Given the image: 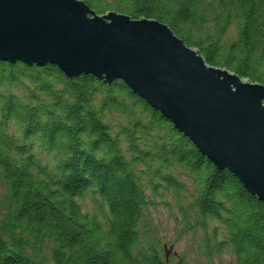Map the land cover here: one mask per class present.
Returning a JSON list of instances; mask_svg holds the SVG:
<instances>
[{
  "label": "trees",
  "instance_id": "1",
  "mask_svg": "<svg viewBox=\"0 0 264 264\" xmlns=\"http://www.w3.org/2000/svg\"><path fill=\"white\" fill-rule=\"evenodd\" d=\"M80 1L99 16L159 21L207 65L264 86V0ZM87 197L99 212L83 210ZM159 206L173 218L171 241ZM222 256L264 264V201L122 82L0 61V264Z\"/></svg>",
  "mask_w": 264,
  "mask_h": 264
},
{
  "label": "water",
  "instance_id": "2",
  "mask_svg": "<svg viewBox=\"0 0 264 264\" xmlns=\"http://www.w3.org/2000/svg\"><path fill=\"white\" fill-rule=\"evenodd\" d=\"M0 61L122 82L264 201V86L207 65L167 25L80 0H0Z\"/></svg>",
  "mask_w": 264,
  "mask_h": 264
},
{
  "label": "rangeland",
  "instance_id": "3",
  "mask_svg": "<svg viewBox=\"0 0 264 264\" xmlns=\"http://www.w3.org/2000/svg\"><path fill=\"white\" fill-rule=\"evenodd\" d=\"M81 205H82L84 211H89V212L90 211H97V212H99L97 204L95 203L94 200L90 199L89 197L84 199V201L81 203ZM157 210L158 211H156V216H155L156 222L160 223L162 225L163 236H165L167 238V240L171 241L174 239L173 218L168 214V212L163 207L159 206V208ZM167 247L168 246H166V249H168ZM184 247H185V245L181 243L179 248L174 246L172 251L173 252H175V251L179 252V250L182 251L184 249ZM191 264H196V263L191 262ZM215 264H234V263L230 257L222 256L218 260L215 261Z\"/></svg>",
  "mask_w": 264,
  "mask_h": 264
}]
</instances>
